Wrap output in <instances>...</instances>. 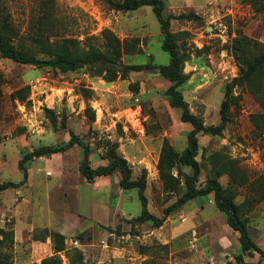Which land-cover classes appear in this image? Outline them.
Wrapping results in <instances>:
<instances>
[{
    "label": "rangeland",
    "instance_id": "374dc122",
    "mask_svg": "<svg viewBox=\"0 0 264 264\" xmlns=\"http://www.w3.org/2000/svg\"><path fill=\"white\" fill-rule=\"evenodd\" d=\"M164 3L165 12L175 16L171 31L182 32L176 41L186 81L179 89L206 125H219L227 85L246 67L247 55L264 51V0ZM6 14L18 30L16 43L39 58H49L50 44L64 38L79 40L80 50L94 45L107 51L111 31L121 41L119 64L151 67L108 81L98 64L62 71L0 57V183L24 179L18 163L25 152L67 141L74 132L90 146L93 167L108 164L115 149L127 159L133 179L146 169L148 210L164 217L193 170L177 164L179 189L166 190L160 151L168 140L181 154L192 125L181 121V109L165 96L171 82L159 65H168L170 54L162 48L164 35L152 7L122 12L106 0H0V18ZM180 14L196 17L176 18ZM236 39L242 40L239 56ZM26 86L28 102H21L13 93ZM232 95L236 100L222 133L199 134L198 186L218 168L235 172L238 184L225 170L219 181L236 189L235 202L264 250V76L252 86H235ZM47 109L55 112L54 119ZM132 109L140 113L144 135L128 118ZM82 158L78 144L36 157L27 163L26 181L0 193V229L15 231L13 248L4 250L13 264H41L53 255L61 264H264L259 252L242 250L239 233L212 193L186 202L156 226L141 217L138 188L121 187L119 173L87 180L79 170ZM45 228L64 232L69 251L55 253ZM74 248L82 251V260Z\"/></svg>",
    "mask_w": 264,
    "mask_h": 264
},
{
    "label": "trees",
    "instance_id": "16d2710c",
    "mask_svg": "<svg viewBox=\"0 0 264 264\" xmlns=\"http://www.w3.org/2000/svg\"><path fill=\"white\" fill-rule=\"evenodd\" d=\"M108 4L115 10L122 12H131L141 8L142 6H151L153 12L158 18L161 30L164 35L162 48L170 54V63L168 65H159V72L162 76L171 82V85L165 91V96L170 104L175 108L181 109V121L192 125V129L187 133V146L180 154L176 148L165 140L158 161V169L160 178L163 181L164 188L168 191L176 192L180 186V179L176 177L173 170L177 164L189 166L192 168V174L185 175V191L165 210L164 217H158L148 210V201L145 196L147 187V171L143 170L142 176L139 179L132 178V169L125 157L120 155L115 149H111L109 153L108 164L93 167L91 165L90 151L88 144L74 132L70 133V138L56 145H44L34 150L27 151L19 160V168L22 170L24 179L20 182L6 181L0 183V193L11 187H19L28 177L27 163L36 157L45 155H53L57 153H64L78 144L83 148V158L79 166L81 174L89 181L103 176H112L116 173L120 174L119 184L124 189L138 188L139 198L142 204V218L144 221H151L154 225L160 226L163 224L165 217L173 210L180 208L186 202L195 199L199 196H207L213 194L215 205L226 215L228 225L239 233V241L243 251H257L264 257V250L258 246L253 240L247 219L243 216L241 207L235 202V188L224 187L219 181V175L222 170L229 172L232 180L238 184V178L235 172L224 167L216 169L215 174L208 178L204 186H198V182L202 172V165L197 160L199 153V134L208 133L211 135L221 134L227 123L230 120V107L236 100V96L232 95L233 88L237 85H253L264 76V51L254 53L246 56V67L242 68L239 76L235 77L231 83L227 85L226 97L221 103L220 115L221 123L219 125H206L204 120L195 115L191 109L188 101L185 99L179 86L186 81V76L182 72V57L179 52L177 37L181 33H174L171 31V20L175 16L165 12L164 0H106ZM264 7V5H263ZM196 17V15L180 14L176 18L188 19ZM54 28V27H53ZM185 33V32H183ZM18 30L10 20L8 14L0 18V57L12 59L22 64H32L41 67L58 68L62 71L77 70L79 68L100 65L108 72L106 77L108 81H114L119 75L122 79H126L128 73L133 71H141L145 68L151 67L149 64L137 65H123L121 71L113 66H107L105 62L119 63L121 57V41L110 31L109 41L107 43V51L97 48L94 45L89 46L87 50H80L79 40L75 38H64L57 40L50 44L49 58H39L35 53L29 51L25 46L18 45L16 38ZM235 56H239V51L242 50V40L236 39ZM2 75L0 72V81ZM136 88L134 84H131ZM29 87H23L16 90L13 96L18 98L21 102H28L27 92ZM47 112L54 119L55 112L47 109ZM92 119H95V114H92ZM45 237H50L54 243L55 253L68 252L66 246V236L59 231H52L47 228L43 229ZM14 229L2 228L0 229V264H13L9 258L10 253L6 252L13 248L15 241ZM45 237L34 235L35 240L43 241ZM6 250V251H4ZM4 251V252H2ZM74 251L83 259V253L80 249L74 248ZM72 258L69 255V259ZM74 261V260H73ZM72 262V260H71ZM41 264H61L56 255L46 257Z\"/></svg>",
    "mask_w": 264,
    "mask_h": 264
},
{
    "label": "built area",
    "instance_id": "2783aa9c",
    "mask_svg": "<svg viewBox=\"0 0 264 264\" xmlns=\"http://www.w3.org/2000/svg\"><path fill=\"white\" fill-rule=\"evenodd\" d=\"M139 115H140V113L138 112V109H132L128 114V118L130 119V121H132V123L136 127L137 132L140 135H144L145 129H144L143 125L141 124Z\"/></svg>",
    "mask_w": 264,
    "mask_h": 264
},
{
    "label": "water",
    "instance_id": "95a60500",
    "mask_svg": "<svg viewBox=\"0 0 264 264\" xmlns=\"http://www.w3.org/2000/svg\"><path fill=\"white\" fill-rule=\"evenodd\" d=\"M105 64L107 66H113L119 70H122L123 69V65L122 64H119V63H114V62H105Z\"/></svg>",
    "mask_w": 264,
    "mask_h": 264
},
{
    "label": "crops",
    "instance_id": "0c3cea01",
    "mask_svg": "<svg viewBox=\"0 0 264 264\" xmlns=\"http://www.w3.org/2000/svg\"><path fill=\"white\" fill-rule=\"evenodd\" d=\"M62 233H64V232H62Z\"/></svg>",
    "mask_w": 264,
    "mask_h": 264
}]
</instances>
